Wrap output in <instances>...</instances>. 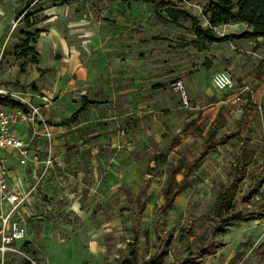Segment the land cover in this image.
Here are the masks:
<instances>
[{"label": "rangeland", "instance_id": "obj_1", "mask_svg": "<svg viewBox=\"0 0 264 264\" xmlns=\"http://www.w3.org/2000/svg\"><path fill=\"white\" fill-rule=\"evenodd\" d=\"M208 1L188 4L203 26L209 23L204 15ZM77 4L68 5L72 13L79 15L77 28H71L69 21L60 24L54 18H40L39 23L34 16L39 24L31 31L40 27L52 33L65 25L69 36L79 35L83 66L73 75L61 70L60 80L63 84L75 83L72 79L78 81L80 72L85 80L82 87L57 91L49 87L50 92L44 94L39 87L42 82L52 81V72L47 75L28 64L23 70L16 61L15 49V53L0 58V84L21 90L24 97L31 98L34 93L51 96L57 106L70 93L71 99L79 103L84 95L97 101L84 113L86 128L77 129L81 134L96 135L87 134L80 142L68 139L66 127L63 132L57 131L65 137L59 143L64 147L60 152L64 170L59 171L68 176L52 186V195L38 196L39 213L28 221L29 239L23 244V254L10 255L6 264H121L134 248L129 244L137 236L141 264L156 255L162 256L160 264H264V219L239 220L220 233L217 228L221 219L215 214L217 196L231 181L230 172L243 139L250 141L245 152L252 155V163L248 177L233 197V205L235 211L249 214L260 211L264 204L260 151L264 146V37L242 38L246 28L232 22L217 28V34L227 37L226 41L200 50L185 44L195 37L189 29L190 20L163 22L156 17L152 4L130 0H82ZM22 19L14 35L20 27L25 28ZM9 35L6 31L0 38ZM54 36L39 34L33 45L36 47L42 37L46 43L53 41ZM117 48L122 50L123 68L105 69L101 60H109ZM57 52L58 56L62 50ZM49 57L52 60L54 55L48 51L45 59ZM220 70L233 76L235 86L231 90L216 89L213 75ZM128 91L137 94L136 106L127 107L122 115L108 117L116 106L105 108V99L111 98L118 106L117 96ZM185 98L190 104L187 108L183 105ZM35 103L42 105L43 101L37 99ZM220 109L223 117L218 134L238 126L239 135L219 146L193 173L189 188L162 212L165 235H159L157 211L164 204L168 176L175 169L176 179H182L185 165L199 154L203 137ZM40 112V121L49 127L57 124ZM160 154L165 160L158 164L154 176L152 168ZM69 175L76 179V185L69 182ZM149 179L151 187L143 200L146 207L137 220L136 200ZM128 192L136 201L133 210L127 201ZM188 227L191 234L181 239ZM211 242L220 246L206 253L203 249Z\"/></svg>", "mask_w": 264, "mask_h": 264}, {"label": "trees", "instance_id": "obj_2", "mask_svg": "<svg viewBox=\"0 0 264 264\" xmlns=\"http://www.w3.org/2000/svg\"><path fill=\"white\" fill-rule=\"evenodd\" d=\"M77 0H49V2L55 6L70 5ZM90 1V0H87ZM133 2H143L147 4H152L155 6V15L163 22H173L179 23L181 20H190L191 26L190 31L194 34V39L191 41H186V45H193L198 49H205L207 45L216 42L226 41L227 37H221L217 34V28L221 26L230 25L232 22H239L241 24L247 25L246 30L242 33L240 37L257 39L264 37V0H209L204 8V15L209 20L207 26L201 24V18L193 14V12L188 8V4L194 0H130ZM34 12L31 9H26L20 13L23 17V22L25 28L21 31L24 38L15 47L16 59L20 61V66L25 70L26 64H39L40 53L36 50L33 45L36 42L37 36L40 34L41 30L36 29V32L30 31L37 21L34 19ZM30 29V30H28ZM34 53L32 56H30ZM97 101H91L87 96H84L80 107L76 112L68 119H65L61 124L65 125L77 121L80 114L85 110L86 107L90 105H95ZM0 104L9 105L14 108H22L27 110V106L20 101L17 102L8 95H0ZM222 109H220L209 126L205 136L203 137V142L199 150V154L189 161L185 165V171L183 172V177L180 180L176 179L175 169L171 170L166 187L163 190V200L164 204L157 211L158 223L156 231L159 235H165L163 231V217L162 212L166 211L168 208L172 207L175 203V198L182 192L186 191L193 177V173L199 169L201 164L208 158V156L217 151L219 146L227 144L230 140L234 139L239 135V127L236 126L234 130H228L221 134H218V128L221 126L222 120ZM250 141L243 139L242 145L239 149V153L235 156V162L233 168L230 172L231 181L229 184L224 186L218 196L215 214L220 217V223L218 231H227V226L229 224L236 223L239 220H258L264 219V204L260 211L251 212L249 214L242 213L241 211H235L233 205V197L238 192L241 182L248 177V168L252 163V155H248L245 152L246 148L249 146ZM261 154L263 157L264 166V146L261 148ZM165 160L163 155H158L155 157V165L153 172L156 173L158 164ZM150 188L149 183L143 186L140 194L138 195L137 202L139 203V213H137V220H139V214L144 211L146 207V202L143 201L144 197ZM127 201H129V208L134 209L136 201L127 193ZM135 212V211H134ZM138 222V221H137ZM138 224V223H137ZM140 228V227H139ZM191 228L183 230L181 239H184L187 235L191 234ZM26 244V243H24ZM130 246L134 248L131 249L129 255L123 258L121 264H141V247L139 237L137 236L133 242H130ZM220 246L219 244L211 242L209 246H206L203 250L205 252H210L213 248ZM162 256H154L148 259L145 264H160ZM29 263V262H28Z\"/></svg>", "mask_w": 264, "mask_h": 264}, {"label": "crops", "instance_id": "obj_3", "mask_svg": "<svg viewBox=\"0 0 264 264\" xmlns=\"http://www.w3.org/2000/svg\"><path fill=\"white\" fill-rule=\"evenodd\" d=\"M80 1H82V0H77L73 3H71L70 5L72 7L77 6L78 5L77 2H80ZM85 1H87V0H85ZM100 1H103V0H100ZM117 1H122V0H117ZM135 3H138V2H135ZM25 9H31L34 12H36L35 17L37 18L38 22H39L40 18H41V20H43V19L52 20L54 18V19H58V21H59L58 23H60V24L69 21L71 23V26H72L71 28H77L80 25L79 24L80 19H77L79 17V15L72 13L69 10L68 5L55 6V5L51 4L49 2V0H0V36H1V33H4L6 31H8V33H10L9 36H3L0 38V58H2L7 53L10 54L11 51L14 52L13 50L15 49V47H17V45L24 38V36H22V34H21V31L24 28L20 27L17 35H14L13 32L15 29L12 30L13 28H10V27L12 25V21H13V23H15L16 19L20 15V13L22 11H24ZM155 10H156V8H155ZM63 12H65V13L68 12V14L63 16L62 15ZM16 15H17V18H16ZM52 16H54V17H52ZM37 23L32 28L37 26ZM64 27H65V25L64 26H58V27H56L55 31H53V32L51 31L52 33L48 32L49 30H47V32L44 31L45 28L43 29V28L37 27V29H39V30L42 29L40 34L52 35V36L55 35L52 38L53 41H47V43H46V40L44 37L39 38V40H38L39 42H37L36 50L39 51V53H40V62H39V64H28V66L29 65L34 66V67L38 68V70L46 71L47 75L50 72H52V74H50L52 81H50L48 83L42 82L41 86L39 87L41 92L44 94H46L49 90H52V89L57 91V89H60V88L64 89V88H70V87L72 88V86L79 88V87H82L81 85H82L83 81H85L81 78L80 75L82 73H80V72H77V74H78L77 78H79V79H77L78 81L72 79V81L75 83L68 82L66 84L64 81V84H63V81L60 80L61 79V70H63V69L66 72L69 71L72 75L74 73H76L77 70L78 71L81 70V67L83 66L82 65V58L84 55V50L79 46V42H80V41H78L79 35L77 34L78 36H76V35L69 36L70 34H68V32H67L68 30H66ZM28 30H30V29H28ZM71 38H74V39L76 38V39L71 40ZM117 49L118 50H115V49L113 50L109 60H108V58L101 60V63L103 64L105 69L110 68L112 71V69L118 70V69L123 68L122 61H124V57H122V55L120 54V51H122V50L119 48H117ZM58 50H62V53H60L57 56L56 53H58L57 52ZM48 51H49V54L54 55V58L51 60L49 57L48 61H47V59H45V55H46V52L48 54ZM60 55L62 57H60ZM16 61L19 62V66H20V61L18 59H16ZM26 68L27 67H25V70H26ZM57 69L59 71H56ZM107 74H108V72H107ZM67 79H70V78L68 77ZM49 87H50V89L47 90V88H49ZM71 95L72 94L70 93V94H66L65 97H62V100H63V98H64V100L60 106H57L55 104L56 101L52 104V106L51 105L45 106V105H43V103L41 105V111L45 112L46 117L47 118L51 117L52 121L57 123L55 125H51V127L55 131V132L53 131L55 133V136L53 138V142H54V152H55L56 161H55V166L51 170L49 175L47 177H45L42 180L41 184L36 187V191L34 192V194H32L30 196V198L24 203V205H22L21 210L16 215L17 219L20 220L21 223H24L26 225L27 240L29 239V237H28V221L32 218V215H37L39 213L36 211V206H37L36 201L38 199V196H40L42 193H44L46 196L51 194V192L53 190L52 186L56 187V185L58 183H60L61 180L64 178L63 176H65L66 178L68 176V174H66V173L62 174V172L59 171V169L64 170V168H63V157H62V155H60V152H62L64 147H61L59 143H63V141L65 140V137L61 138L59 136L60 134H58L57 131H59V129H61V131L62 130L64 131V128L66 127L65 130H69V134H67L68 139L69 140L70 139L79 140L80 142L83 141L85 139V136H87V134H88V133L86 134V132H85V134H81L77 131L86 128V126H85L86 121H83L84 113L86 110L88 111L89 108L91 109L93 107V105L86 107L85 110L78 117L77 121L72 122V123H68L65 125L61 124L63 121H65V119L70 118L81 105L82 100L80 101V103L78 101H73V99H71L73 96H71ZM84 96H86V95H84ZM117 98L120 99L118 106L116 104L117 102H113L111 100V98L105 99L106 100V101H104L105 103L102 104L105 108H111L113 106H116L114 108V110H111V112L107 115L108 117H112L113 115H122L123 113H125L127 107H129L131 109L133 106H136V104L138 102L137 94L134 92L131 93V91H128L123 96H117ZM31 99L35 103L37 101V99H41V96L39 93H34V95H32V97H31ZM107 100H109V101H107ZM91 101H93V100H91ZM8 107H11V106L0 104V109L8 108ZM116 111H118L119 113L118 112L116 113ZM81 118H82V120H80ZM36 126H37V124H36ZM38 126L40 127V129H39L40 132H42L41 125L38 124ZM77 129H79V130H77ZM12 130L17 135H20L21 137H23L26 141H30V143H31V146H30L31 155L33 158H35V161L29 162L28 165H22L20 163V160L17 157V153H15V151L7 150L4 153V155H6V157H7V159H9V161H8L9 177L8 178H9L10 184L20 191L22 190L24 192H27L28 190H30L29 188H31L36 183L39 175L41 174L42 162L46 157L48 144L45 140V137L43 135H41L40 132L38 133V136H36L34 139L31 138L32 130H30L29 128H26L25 126H23V124L19 123L17 125L12 126ZM93 135H96V133H89L88 134V136H93ZM64 143H66V142H64ZM73 164H74V166H77V160L76 159L73 160ZM155 167H156V165L153 168H155ZM26 169H27L28 173H26V171H25ZM153 175L156 176L157 174L153 173ZM29 176L31 178H29ZM68 180L72 184L74 182V185L77 184L76 179L72 178L70 175L68 177ZM147 183H149V185H150L151 179L146 181L145 184H147ZM145 184H143V185L145 186ZM150 187H151V185H150Z\"/></svg>", "mask_w": 264, "mask_h": 264}, {"label": "built area", "instance_id": "obj_4", "mask_svg": "<svg viewBox=\"0 0 264 264\" xmlns=\"http://www.w3.org/2000/svg\"><path fill=\"white\" fill-rule=\"evenodd\" d=\"M21 18L22 16H19L16 19L13 27L14 29ZM243 26L245 28L247 27V25L244 24ZM213 76L214 85L220 90L228 91L235 86L233 76L227 71H217ZM177 86L182 88L180 82L177 83ZM3 94L8 95L17 102L20 101L21 103L26 104L27 110L20 107L0 109V264H6L10 255L23 254L22 247L27 240V229L26 225L17 219L16 215L21 210L22 205H24L30 196L34 194L36 187L49 175L54 168L56 161L53 142L55 133L52 131V127H49L45 121H40L39 116L41 115V105L34 103L31 98L24 97V93L21 90H16L0 84V95ZM40 96L43 105L49 106L54 103V99L51 96ZM237 98L240 99L239 95ZM183 105L185 108L190 106L187 98L183 100ZM38 121L41 122L42 132L39 130L40 127L38 126ZM19 123L32 130L33 137L40 132V134L45 137L48 144L47 154L42 162L41 174L36 183L29 188L30 190L27 192L20 191L10 184L8 178L9 159L4 155L5 151L13 150L17 153V157L22 165H28L29 162L35 161V158L31 155L30 141H26L23 137L17 135L12 130V126Z\"/></svg>", "mask_w": 264, "mask_h": 264}, {"label": "bare ground", "instance_id": "obj_5", "mask_svg": "<svg viewBox=\"0 0 264 264\" xmlns=\"http://www.w3.org/2000/svg\"><path fill=\"white\" fill-rule=\"evenodd\" d=\"M217 89V88H216Z\"/></svg>", "mask_w": 264, "mask_h": 264}]
</instances>
